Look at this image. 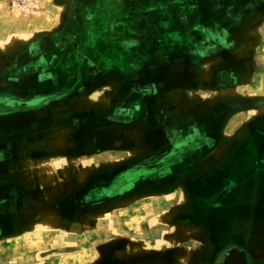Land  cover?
Instances as JSON below:
<instances>
[{
    "label": "rangeland",
    "instance_id": "1",
    "mask_svg": "<svg viewBox=\"0 0 264 264\" xmlns=\"http://www.w3.org/2000/svg\"><path fill=\"white\" fill-rule=\"evenodd\" d=\"M185 1L194 0L127 1L129 9L154 4L160 11L154 19L144 21L145 30L139 32L143 42L152 36L170 38L164 45L152 41L154 45L140 47L138 54L122 45L130 32L115 33L109 24L102 29L90 26L86 39L91 45L77 53L79 58L91 60L92 74L104 75V79H90L93 99H107L111 93L108 88L117 82L114 76L126 84L131 77L165 73L170 92L175 93L174 112L142 124L118 130L109 125L100 133L94 132L95 139L101 136V152L91 155L67 159V143L48 145L56 154L53 166L85 167L92 172L90 180L82 188L88 175L80 177L77 185L59 179L60 189L54 190L64 199L57 201L58 206L51 203L56 202L57 192L48 197L52 191L48 189L17 192L10 197V205H0L1 217L24 214L28 230L24 236L0 241V264H133L138 244L155 245L156 254L171 259V264H264V145L250 147L241 137L234 141L243 133L242 125L250 124L248 113L236 114L234 109L223 112L225 100L242 93L251 62L264 65L258 48H250L243 35L255 21L259 22L256 33L262 34L264 0H230L228 4L201 0L203 24L207 16L218 19L208 29L209 37L199 36L191 45L180 43L183 37L175 36L182 23L173 19L174 14H184ZM213 1L219 3L220 14L211 16L206 8ZM123 10L125 16L117 21L120 27L135 21L127 23L130 10ZM253 16L258 18L252 20ZM46 17L48 22L51 14ZM158 22H166V26L159 27ZM26 82L31 91L34 80ZM11 85L16 86L17 80ZM58 95L20 98L0 93V124L5 110L33 108ZM199 105L203 107L201 114L196 109ZM212 106L218 109L214 112L217 118L196 125L198 114L205 121ZM120 136L130 142L121 141ZM140 141L148 146L144 148ZM217 150L223 155L217 156ZM30 151L23 154L33 157V147ZM29 156L7 160L11 177L22 188L42 181L27 175L33 166L47 165L45 160ZM147 167H155L150 178L157 184L168 181L170 191L160 186L159 191H147L143 183L135 191L131 189L136 176L144 177L133 175V170ZM242 170L248 173L243 175ZM80 203L91 205L81 207Z\"/></svg>",
    "mask_w": 264,
    "mask_h": 264
},
{
    "label": "crops",
    "instance_id": "2",
    "mask_svg": "<svg viewBox=\"0 0 264 264\" xmlns=\"http://www.w3.org/2000/svg\"><path fill=\"white\" fill-rule=\"evenodd\" d=\"M127 1L0 0V49L3 51H0V93L20 98L59 94L33 108L5 110V118L0 124V143L2 144L0 149L2 167L0 170V205H10L12 194L17 195V192L21 193L22 191L48 189L54 191L53 194H51L52 191L50 194L48 193V197H52L57 192L54 188L60 189L59 179L77 185L81 181L80 177L88 175L86 182L82 185V188L86 187L92 172L85 167L53 166L52 160L56 158V154L47 149L48 145L52 147L54 144L67 143V159L75 158L76 155H91L101 152L99 149L101 146L99 143L102 142L101 136L95 139L94 132L100 133L109 125L118 130L119 127L125 125L133 126L148 122L155 117L160 118L163 114L171 116L174 112L172 111L174 109L172 100L175 99L173 96L175 93L170 92V83L165 81V73L131 77L133 79L126 84H121L120 81L123 78L114 76L112 78L117 82L113 85L115 87L108 88L111 93L104 101L100 99L96 101L90 92L92 79H104V75L101 73L99 76L92 74L90 71L91 60L86 56L81 59L77 53L81 47L88 46L89 40L86 39V36H88L91 27L102 29L109 24L110 30L115 33L130 32V38H123L127 42L122 45L129 46V51L133 54H138L140 47L154 45L152 41H162L163 45L166 41H170V38L166 40L152 36L143 42L139 32L145 30L144 21L148 17L154 19L160 11L153 7L154 4L147 8L129 9ZM224 1V4H228L230 0ZM207 5L209 6L206 11L210 10L211 16L213 13L220 14L219 3L213 1ZM123 9L130 10L129 13H126L130 19L125 21L127 23L135 21L131 25L130 23L125 26L122 24L120 27L121 25L119 26L117 21L125 16ZM183 9L184 14L175 13L173 18L182 23L179 33L175 35L183 37L179 39L180 43L184 45L196 44L199 36L201 38L209 37L211 32L208 29L217 21L218 16H207L203 24L201 0L185 1ZM225 9L227 10L228 7ZM168 13L171 15L170 11ZM48 14H51V17L46 22L43 17ZM257 18L253 16L252 20ZM45 19L47 20V17ZM258 23L256 21L250 23L243 35L249 42L247 45L250 48H258L261 61L264 63V25L261 28L263 29L262 34L258 35L255 27V25L259 26ZM158 25L159 27L166 26V22H158ZM242 27L244 29L245 26ZM102 40L106 39L102 38ZM105 77L109 79L107 75ZM12 80H17L16 86L11 85ZM27 80H34L32 85L30 84L31 91L26 88ZM243 85L242 93L237 98L225 100L227 103L223 107V112L228 110L230 112L233 109L238 112L236 114L247 112L246 121L251 122L249 125H242L241 132L243 133L237 135L234 141L241 137L240 140H243L244 143L248 142V146L259 145L261 147L262 144L264 145V65L258 66L255 60L251 62ZM210 108L212 109L210 115L206 117L205 121H202L200 114L203 107L200 105L196 107L200 111L195 122L196 125L202 126L203 123H211L217 118L214 112H218V109L214 106ZM153 109L158 112L154 114L151 112ZM119 139L127 143L130 142L124 136H120ZM139 143L143 147L148 146L147 142L140 141ZM29 145H33L35 150L33 157L23 154V151L32 152L30 151L32 147ZM215 154L223 155L218 150ZM27 156L35 158L36 161L45 160L47 165L33 166V170L29 171L27 175L33 180L42 178V181H36L34 187L26 185L22 188L18 186L21 184L11 177L12 172L10 168H7V160L22 159ZM39 163H43V161ZM155 171V167H147L142 170L134 169L133 175L141 174L144 177L136 176L131 189L134 190L143 183L149 188L147 191H159L160 187H165L170 191L171 187L169 188L168 181L163 179L157 184L155 178H150V174H154ZM240 172L243 175L248 173L247 170ZM101 173L105 174L106 172ZM54 199H57L54 200L56 202L51 203L58 206L57 201L63 200L64 196L57 192ZM27 201L25 200L23 204L26 205ZM80 204L81 207L91 205L89 203ZM27 232L24 214L14 213L0 216V241L24 236ZM156 248L151 244L146 246L138 244L134 250L136 257L132 259V263L171 264V259H161L156 254L158 250Z\"/></svg>",
    "mask_w": 264,
    "mask_h": 264
},
{
    "label": "flooded vegetation",
    "instance_id": "3",
    "mask_svg": "<svg viewBox=\"0 0 264 264\" xmlns=\"http://www.w3.org/2000/svg\"><path fill=\"white\" fill-rule=\"evenodd\" d=\"M238 251H239V250H237L236 253H238ZM234 256H235L234 258H236V259L238 258V255H237V254H235Z\"/></svg>",
    "mask_w": 264,
    "mask_h": 264
}]
</instances>
